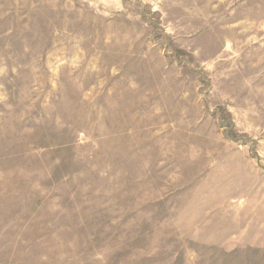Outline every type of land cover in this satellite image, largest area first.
I'll list each match as a JSON object with an SVG mask.
<instances>
[{"label":"rangeland","instance_id":"1","mask_svg":"<svg viewBox=\"0 0 264 264\" xmlns=\"http://www.w3.org/2000/svg\"><path fill=\"white\" fill-rule=\"evenodd\" d=\"M0 264H264V0H0Z\"/></svg>","mask_w":264,"mask_h":264}]
</instances>
